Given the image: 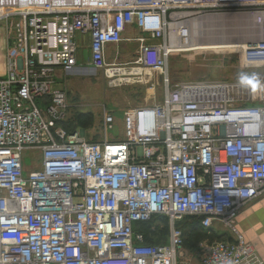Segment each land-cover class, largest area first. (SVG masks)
<instances>
[{"label":"built area","instance_id":"obj_1","mask_svg":"<svg viewBox=\"0 0 264 264\" xmlns=\"http://www.w3.org/2000/svg\"><path fill=\"white\" fill-rule=\"evenodd\" d=\"M0 9V264H191L185 217L231 236L199 241L200 264H264L235 225L264 193V78L169 80V57L207 16H255L257 41L238 48L245 69H264V0H6ZM129 27L137 53L121 63L114 49L109 62ZM79 37L110 88L138 83L152 98L124 112L122 140H89L68 125L66 93L53 86L77 66ZM113 122L105 111L104 133ZM156 217L167 240L146 245L134 225Z\"/></svg>","mask_w":264,"mask_h":264},{"label":"rangeland","instance_id":"obj_2","mask_svg":"<svg viewBox=\"0 0 264 264\" xmlns=\"http://www.w3.org/2000/svg\"><path fill=\"white\" fill-rule=\"evenodd\" d=\"M246 16V17H245ZM249 16V17H248ZM221 17V16H220ZM227 17V16H222ZM228 18V19H227ZM225 24L222 26L210 27L215 30L223 29L219 34H214L203 38L205 41L222 39H242L257 40L259 37L258 26L254 19L248 14L228 15ZM230 18V20H229ZM232 18V19H231ZM237 18V19H236ZM250 19V20H249ZM229 20V21H228ZM230 24V25H229ZM215 28V29H214ZM226 30V31H225ZM223 35H222V34ZM226 33V34H225ZM228 33V34H227ZM140 36L136 34H126L124 40L119 44L118 62L125 63L133 60L138 51V44L128 39ZM78 41V61L75 74H63L61 78L55 79L54 89H61L67 95L69 105L68 116L77 114H89L92 123L86 129L81 128V134L89 140H102L105 135L108 140L119 141L123 139V114L126 110L149 104L152 100L147 97V87L142 84H128L110 88L108 80L102 72L96 74H86L82 70L90 68L87 63L90 55L86 42ZM202 40V39H200ZM108 61L113 62V52H108ZM5 63L4 29L0 22V75L3 76ZM254 77V78H253ZM156 79V76H154ZM264 78V69H245L241 62V49H201L189 52L174 53L169 57V80L171 86L180 82L198 80H255ZM163 89L161 86L155 88L153 100L160 101ZM42 108V107H41ZM107 111L114 117L113 127L104 133L102 118ZM84 129V130H82ZM31 151L23 153V163L31 166L35 161ZM184 221L187 220L184 218ZM184 256L190 260L191 264H200L198 254L199 246L196 244L193 249L183 247Z\"/></svg>","mask_w":264,"mask_h":264},{"label":"trees","instance_id":"obj_3","mask_svg":"<svg viewBox=\"0 0 264 264\" xmlns=\"http://www.w3.org/2000/svg\"><path fill=\"white\" fill-rule=\"evenodd\" d=\"M92 118L89 114H77L69 117L68 125L71 130L76 128H87L91 125ZM178 223L182 228L183 247L193 249L195 245L204 239H223L224 236L216 235L210 229L201 226L200 218L185 217ZM134 231L140 232L144 237V244H161L167 240L168 225L165 217H156L147 222H138L134 225Z\"/></svg>","mask_w":264,"mask_h":264},{"label":"crops","instance_id":"obj_4","mask_svg":"<svg viewBox=\"0 0 264 264\" xmlns=\"http://www.w3.org/2000/svg\"><path fill=\"white\" fill-rule=\"evenodd\" d=\"M137 31L138 30L135 29L134 27H129L124 32L123 36H125L126 34L134 35L137 33ZM79 40L80 39H77V41ZM81 41L82 43L86 42V38H82ZM118 46H111L109 49L110 52H113L114 49H118L119 48ZM118 52H119V49H118ZM82 71L86 72V74H89V75H92L93 73L92 68H87L86 70H82ZM78 72H79V69L75 67L72 71L67 72V73L75 74ZM63 74H66V73L57 72L55 75V79L59 77L61 78ZM78 129L80 130L81 128H78ZM235 225L237 229L243 234L244 238L254 246L257 255L264 262V193L259 195L253 201L246 204L240 210V212L238 213L235 219ZM211 230L214 231L216 235L224 236V238L225 237L231 238V236L228 234L225 228L217 222H214Z\"/></svg>","mask_w":264,"mask_h":264},{"label":"bare ground","instance_id":"obj_5","mask_svg":"<svg viewBox=\"0 0 264 264\" xmlns=\"http://www.w3.org/2000/svg\"><path fill=\"white\" fill-rule=\"evenodd\" d=\"M4 1L6 2V0H0V2H4ZM0 12H2V9H0ZM226 18L225 17H219V16H207V17H204L202 19L195 21L193 28H192V32H191V41L187 46H184L185 48L182 49L179 53L201 50V49H233V48L235 49L237 47H241V45H233V44H217V45L209 44V45H205V46H199L198 42L202 41L203 38H205V37L207 38L208 36H212L214 34L220 35V31L223 29H221V30L217 29V32H216L215 30H211L209 28L215 27V26H222V23L225 24ZM251 18L254 19V21H256V19H257L255 16L254 17L252 16ZM229 20H230V18H229ZM200 39H202V40H200Z\"/></svg>","mask_w":264,"mask_h":264},{"label":"water","instance_id":"obj_6","mask_svg":"<svg viewBox=\"0 0 264 264\" xmlns=\"http://www.w3.org/2000/svg\"><path fill=\"white\" fill-rule=\"evenodd\" d=\"M257 40H242V39H222V40H213V41H199L198 44L199 46H205V45H209V44H233V45H250V44H254Z\"/></svg>","mask_w":264,"mask_h":264},{"label":"flooded vegetation","instance_id":"obj_7","mask_svg":"<svg viewBox=\"0 0 264 264\" xmlns=\"http://www.w3.org/2000/svg\"><path fill=\"white\" fill-rule=\"evenodd\" d=\"M92 74H96V75H98L99 74V71H96V70H94V69H92Z\"/></svg>","mask_w":264,"mask_h":264},{"label":"clouds","instance_id":"obj_8","mask_svg":"<svg viewBox=\"0 0 264 264\" xmlns=\"http://www.w3.org/2000/svg\"><path fill=\"white\" fill-rule=\"evenodd\" d=\"M254 78V77H253Z\"/></svg>","mask_w":264,"mask_h":264}]
</instances>
